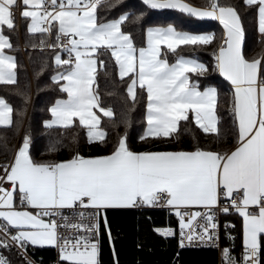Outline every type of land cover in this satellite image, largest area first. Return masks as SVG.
Returning a JSON list of instances; mask_svg holds the SVG:
<instances>
[{
    "label": "snow or ice",
    "instance_id": "snow-or-ice-1",
    "mask_svg": "<svg viewBox=\"0 0 264 264\" xmlns=\"http://www.w3.org/2000/svg\"><path fill=\"white\" fill-rule=\"evenodd\" d=\"M21 3L27 32L41 34V48L46 46V34L55 33V43L47 45L58 49L51 82L66 98L56 99L48 107L51 118L42 122L46 135L63 133L78 122L77 126L86 129L89 143H107L108 134L98 113L113 128L123 124L127 129L130 113L143 99L146 129L141 141L169 138L181 121L190 122L191 114L205 133H217L219 142L223 136L218 129L219 89L211 81L202 85L198 79L211 71L232 89L235 145L230 151L199 147L194 151H133L125 131L117 135L109 154L85 157L77 152L67 160L37 163L29 152L31 133L26 132L13 159L0 165V248L10 251L15 246L25 264H34L27 258L30 246H53L67 264H101L103 231L114 264H119L107 211L166 206L178 218L180 248L218 246L217 210L238 213L243 218V251L237 260L225 247V264H264V53L246 58V29L238 9L220 0H207L204 6L185 0H141L145 11H122L116 18L102 20L98 9L116 8L120 0ZM20 6L18 0H0V26L13 30L14 9ZM242 7L252 12L257 42L264 43V0H242ZM165 9L175 10L188 21L215 20L223 25L225 38L213 52L211 67L180 52L185 50L181 46L195 51L211 45L215 39L212 32L187 31L173 23L148 25L143 30L145 46L137 47L132 34L124 30L129 22L139 24L148 10ZM162 46H166L164 55ZM16 50L0 28V84H18V60L9 54ZM168 54L173 55V61ZM109 61L126 84L125 103L130 105L119 121L113 107L103 104L99 92L98 67L107 75ZM45 67L46 62L41 71ZM19 95L24 107L18 115L23 117L29 95L26 91ZM13 112V106L0 97V126H18ZM58 145L62 140L50 139L48 150L58 151ZM4 183L10 187L5 188ZM222 197L228 202L224 206ZM193 208L196 210L191 211ZM198 220L202 223H196ZM232 227L225 224L230 241L235 240L227 231ZM154 231L164 238L176 235L170 227ZM0 264L10 262L0 255Z\"/></svg>",
    "mask_w": 264,
    "mask_h": 264
},
{
    "label": "trees",
    "instance_id": "trees-1",
    "mask_svg": "<svg viewBox=\"0 0 264 264\" xmlns=\"http://www.w3.org/2000/svg\"><path fill=\"white\" fill-rule=\"evenodd\" d=\"M194 6H204L207 0H185ZM226 5L235 6L241 13L243 24L246 29V39L243 51L246 58L251 59L258 54L264 53V43L257 42L256 26L253 14L250 10L242 7V0H220ZM122 11H130L139 14L145 11V6L141 0H120L116 8L98 9L99 17L104 19L116 18ZM173 23L178 28L194 32H212L215 34L213 43L209 46L201 47L195 51L181 46L185 50L180 52L184 56L197 57L201 62L211 67L214 64L213 52L223 42V32L215 21H199L192 19L188 21L175 10H148L143 20L139 23H127L124 28L132 34V39L137 47L145 46L144 28L148 25H166ZM3 32L10 37L11 42L17 48L16 51L9 52L15 55L18 60V84L0 85V97L6 99L13 106V119L19 122L18 126L0 127V165L11 161L15 151L22 142L26 132L32 136L30 155L37 162H52L70 159L75 153L85 157L109 154L117 141V135H123L127 131V144L133 151H194L197 147L206 150L230 151L235 145V135L232 133V89L218 73L209 72L207 77L198 78L202 85L211 81L219 89V101L217 106L219 124L218 129L223 134L222 139L216 140L217 133H205L191 119L181 121L177 131L165 140H155L151 137L141 141L139 137L146 129L145 101L141 99L134 111L130 113L131 124L126 129L123 124L118 128H113L107 118L101 115V127L107 132V143H89L86 129L83 126L74 124L69 130L61 133H53L51 137L44 133L42 122L50 119L48 107L56 99H63L66 94L59 91L56 85L51 82V75L54 73L53 56L55 51L47 45L55 43V33L51 32V37L46 34L45 47H40L41 34H29L27 32V21L21 17V27L18 29L17 18L14 9V29L9 30L4 27ZM35 44L36 47H31ZM166 47L162 48V55L165 54ZM8 51V50H7ZM179 51V50H178ZM102 59H106L102 57ZM169 61H173L172 54H168ZM47 67L41 71L43 65ZM39 73V75H37ZM107 75L104 70L98 68L97 80L101 100L105 106L113 107L115 119L121 118V112L130 106L125 103L126 84L119 80L114 63L109 61ZM127 81L128 78H124ZM197 79V77H193ZM27 92L29 101L27 110L23 117L18 112L24 107L23 98L20 92ZM116 95H108L109 92ZM75 137V142H73ZM60 139L62 145H58V151H49V140ZM108 223L113 236L116 258L119 264H218V252L210 248H180L178 241V220L173 213L160 214L158 211L149 208H129L110 209L106 213ZM235 215V214H234ZM231 215L229 221L234 225L228 232L235 237L230 241L227 236L224 242L232 250L239 251V225L237 220ZM172 227L176 235L164 238L154 231L155 228ZM101 264H114L112 248L109 244L107 233H101ZM15 247L5 250L0 248V253L10 264H25L24 259L18 254ZM28 257L34 264H52L56 258L53 248H35L30 246L27 249ZM60 264H67L61 261Z\"/></svg>",
    "mask_w": 264,
    "mask_h": 264
},
{
    "label": "built area",
    "instance_id": "built-area-1",
    "mask_svg": "<svg viewBox=\"0 0 264 264\" xmlns=\"http://www.w3.org/2000/svg\"><path fill=\"white\" fill-rule=\"evenodd\" d=\"M20 10H21V6L15 9V15H16V18H17V25H18V29L19 30H20V27H21ZM47 35L51 37V33H49ZM2 174H3L2 171H0V175H2ZM3 186L5 188H9L10 187V185L8 183H4ZM161 199H163V196H161ZM227 203L228 202L222 197L221 198V201H220L221 206H224ZM149 208H152V209L158 211L160 214H163V213H173L174 214V212H170L169 209H168V207H166V206H155V207H149ZM136 209H138V208H136ZM195 210L196 209H191V211H195ZM234 214H235L234 211H230L229 214H223V213L219 212V210H217V221L219 223V230H218L219 231V241H218V246H203V245H197V246H191V247H185V248H210V249H214V250H216L218 252V264H225V260H224V257H223V249L225 247H228L230 249V254L232 256H234L237 260H239L240 257H241V254H242L243 249L241 248L239 251H234V250L231 249L230 246H227L225 244V242H224V237L226 236V234H225V224L227 223V224L232 225V223L229 221V217L231 215H234ZM174 216H175V214H174ZM186 219H187V217H186ZM177 220H178V218H177ZM196 223H202V221L198 220ZM230 229L231 228H229L227 231H229ZM62 231H63V229H62ZM65 234H67V233H65ZM0 235H2V234H0ZM177 236H178V241H179V223H178V235ZM13 247H15V246H13ZM53 249H54L56 258H55V260H54V262L52 264H60L61 260L59 258L58 249L55 248V247ZM27 258L30 259L28 257V255H27ZM262 259H264V254H262Z\"/></svg>",
    "mask_w": 264,
    "mask_h": 264
},
{
    "label": "crops",
    "instance_id": "crops-1",
    "mask_svg": "<svg viewBox=\"0 0 264 264\" xmlns=\"http://www.w3.org/2000/svg\"><path fill=\"white\" fill-rule=\"evenodd\" d=\"M20 2V4H21V10H20V15H21V17H23L22 16V11L24 10V6L22 5V3H21V0H18V3ZM16 9V8H15ZM169 10V9H168ZM25 19V18H24ZM27 21V20H26ZM203 21H215V20H203ZM216 23H218V25L221 27V29H222V32H223V39L225 38V33H224V28H223V25H221L220 23H219V21H215ZM27 23H28V21H27ZM4 27H7L6 25H4V26H0V28H4ZM163 47H166V46H162V48ZM7 51V50H6ZM63 56H65V58H66V54H62ZM99 68V67H98ZM220 76V75H219ZM221 77V76H220ZM125 78H127V77H125ZM223 80H224V78L223 77H221ZM227 82V81H226ZM228 83V82H227ZM229 84V83H228ZM1 85V84H0ZM230 85V84H229ZM66 98V97H65ZM64 99V98H63ZM99 115H103L102 113H98ZM191 115V114H190ZM198 126V125H197ZM0 127H6V126H0ZM199 127V126H198ZM201 129V128H200ZM202 130V129H201ZM173 134V133H172ZM17 203H18V200H17ZM193 209H195V208H193ZM110 210V209H109ZM233 219H235V220H237V222H238V225H239V238H240V246L242 247V236H243V218L242 217H240L239 216V214L238 213H235V215L232 217ZM233 225V224H232ZM164 228H169V227H164ZM170 228H172V227H170ZM172 229H174V228H172ZM175 230V229H174ZM157 233V232H156ZM168 238H170V237H168ZM35 248H54L53 246H44V247H39V246H36Z\"/></svg>",
    "mask_w": 264,
    "mask_h": 264
},
{
    "label": "rangeland",
    "instance_id": "rangeland-1",
    "mask_svg": "<svg viewBox=\"0 0 264 264\" xmlns=\"http://www.w3.org/2000/svg\"><path fill=\"white\" fill-rule=\"evenodd\" d=\"M14 156V155H13ZM13 158V157H12ZM12 160V159H11ZM0 255H1V253H0Z\"/></svg>",
    "mask_w": 264,
    "mask_h": 264
}]
</instances>
